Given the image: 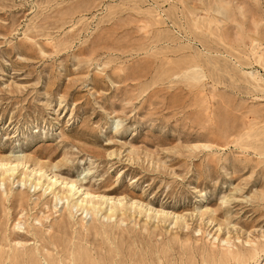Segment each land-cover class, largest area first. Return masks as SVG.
Returning <instances> with one entry per match:
<instances>
[{
  "label": "rangeland",
  "instance_id": "rangeland-1",
  "mask_svg": "<svg viewBox=\"0 0 264 264\" xmlns=\"http://www.w3.org/2000/svg\"><path fill=\"white\" fill-rule=\"evenodd\" d=\"M0 162V264H264V0H0Z\"/></svg>",
  "mask_w": 264,
  "mask_h": 264
},
{
  "label": "bare ground",
  "instance_id": "bare-ground-1",
  "mask_svg": "<svg viewBox=\"0 0 264 264\" xmlns=\"http://www.w3.org/2000/svg\"><path fill=\"white\" fill-rule=\"evenodd\" d=\"M6 166H7V164H4V163L0 162V169L2 167L4 168ZM14 171H15V168L14 167H11V168H6L5 171H4V173L3 172L2 173L3 174H8V173L12 174V173H14ZM52 178H54V177H51V179ZM37 180H39V178ZM37 180H35V182L32 183L34 185V187H37V186L40 185V181H37ZM56 184H58V180L56 178H54L52 181H50V179H49V182L47 184V188L48 187L52 188ZM65 188H66L65 189V194H67V196H64L63 197V195L61 194V196L59 197V200H62L63 198H67L68 196L70 197L72 191L74 189H78V188H76V186L74 185V183H67V184H65ZM72 196H73V194H72ZM87 197H89V200L86 202V205L85 206H83V200L79 201V204H78V201H77L74 206L75 207H79L82 210H85V212L87 213L91 209L92 210H95L96 206H102L104 204L103 202L101 203V199H99L97 197H91V195L86 194V197L85 198L87 199ZM93 199H96V201H93ZM87 204H89L88 207H87ZM113 209H116V206H113ZM114 214H115L114 211H111V213L107 216V218H111L112 216H114Z\"/></svg>",
  "mask_w": 264,
  "mask_h": 264
}]
</instances>
